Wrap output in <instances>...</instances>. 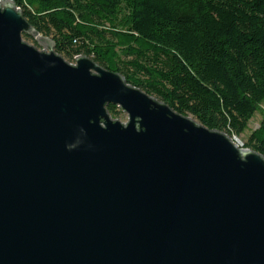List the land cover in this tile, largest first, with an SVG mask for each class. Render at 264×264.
I'll return each instance as SVG.
<instances>
[{"label": "water", "instance_id": "95a60500", "mask_svg": "<svg viewBox=\"0 0 264 264\" xmlns=\"http://www.w3.org/2000/svg\"><path fill=\"white\" fill-rule=\"evenodd\" d=\"M75 59L0 1V264H264V156Z\"/></svg>", "mask_w": 264, "mask_h": 264}, {"label": "trees", "instance_id": "16d2710c", "mask_svg": "<svg viewBox=\"0 0 264 264\" xmlns=\"http://www.w3.org/2000/svg\"><path fill=\"white\" fill-rule=\"evenodd\" d=\"M11 1L59 55L92 57L210 130L239 139L260 114L244 148L264 156V0Z\"/></svg>", "mask_w": 264, "mask_h": 264}, {"label": "rangeland", "instance_id": "374dc122", "mask_svg": "<svg viewBox=\"0 0 264 264\" xmlns=\"http://www.w3.org/2000/svg\"><path fill=\"white\" fill-rule=\"evenodd\" d=\"M23 41L26 42L27 44L31 45V46L36 47L40 51L43 50V47L40 44L37 43L36 38H34L32 36L30 38H28V39L23 36ZM47 52H49V51H47ZM59 56H61L67 63H69L71 65H75L76 64V59H75L76 57L75 58H69V57L64 56V55H59ZM88 58H90L92 60V57H88ZM263 108H264V106H263ZM110 116H111V118L113 120L120 121L123 124H126L128 122V115L125 112H123L119 107H117L116 113L115 114H110ZM260 121H261V115L260 114H256L255 117L251 120V122L249 124V130L247 132H245L243 135L240 136L239 139L241 140V142L243 144V148H244V145L248 141V137L250 136V133L252 131L258 129ZM225 134H227V133H225Z\"/></svg>", "mask_w": 264, "mask_h": 264}, {"label": "built area", "instance_id": "2783aa9c", "mask_svg": "<svg viewBox=\"0 0 264 264\" xmlns=\"http://www.w3.org/2000/svg\"><path fill=\"white\" fill-rule=\"evenodd\" d=\"M233 140H234V142H235L237 145H239V147L243 148V144H242V142H241L240 139L234 137Z\"/></svg>", "mask_w": 264, "mask_h": 264}]
</instances>
